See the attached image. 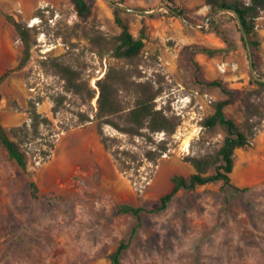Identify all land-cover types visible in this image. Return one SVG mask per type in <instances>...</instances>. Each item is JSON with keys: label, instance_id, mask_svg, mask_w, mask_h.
Here are the masks:
<instances>
[{"label": "rangeland", "instance_id": "1", "mask_svg": "<svg viewBox=\"0 0 264 264\" xmlns=\"http://www.w3.org/2000/svg\"><path fill=\"white\" fill-rule=\"evenodd\" d=\"M87 2L93 13L83 18L72 0H0V75L14 68L1 85V120L28 159L25 171L0 143V264H112L111 253L137 224L122 264H264V88L255 82L264 78V11L254 36L260 44L251 45L253 71L234 11L213 10L206 0ZM115 8L136 37L146 29L145 47L132 59L117 57L111 48L121 32ZM8 15L25 26L32 43L22 68L15 69L25 42ZM98 35L108 41L95 42ZM191 43L231 46L197 56L204 78L220 77L243 91L226 111L248 134L255 131L251 143L235 152L232 180L246 190L235 193L221 181L182 189L157 211L173 176L195 172L188 157L216 151L225 137L222 126L203 125L225 94L193 81L183 52ZM57 62L79 70L97 95L90 100L69 90ZM109 69L127 74L120 90L125 111L135 103L138 83L153 82L161 90L158 107L180 117L176 133H157L151 144L106 124L104 132L117 139L106 147L94 114L97 81ZM35 108L49 119L37 131L31 126ZM162 139L169 149L147 159L146 149ZM117 147L131 150L135 159L121 153L119 161ZM32 179L39 184L37 198ZM122 204L145 210L138 219L121 212Z\"/></svg>", "mask_w": 264, "mask_h": 264}, {"label": "trees", "instance_id": "2", "mask_svg": "<svg viewBox=\"0 0 264 264\" xmlns=\"http://www.w3.org/2000/svg\"><path fill=\"white\" fill-rule=\"evenodd\" d=\"M78 14L83 18H88L93 13L92 6L87 0H72ZM213 10L229 8L228 11L235 10L241 18L245 30L248 32L251 45L258 46L259 41L254 38L256 34V20L264 11V0H206ZM182 13L183 11L179 9ZM9 20L15 25L24 40V55L20 63L15 67L22 68L25 66L31 56L32 43L25 26L15 17L8 15ZM115 18L121 27V32L114 37L112 50L117 57L134 58L138 56L146 44V29H141V36L136 37L131 30L130 24L120 14V9L115 8ZM95 42L108 41L107 37L98 35L93 39ZM227 41V40H226ZM228 42V41H227ZM104 44V43H96ZM231 50L230 45L210 46L204 43H191L183 48V52L187 56L188 63L192 67V79L195 83L202 87L219 88L225 97L218 99L214 103V112L205 117L203 125L213 128L220 125L225 130L223 144L214 152L203 155L189 156V161L193 164L195 172L189 175L176 174L173 176V188L161 198V204L156 209L162 211L166 209L172 202L176 194L182 190H194L201 185L215 182H223V186L238 193L246 190L240 187L232 180V172L235 166V152L239 147L247 146L251 143V136L242 129L240 124L232 117L228 116L226 108L233 104L235 100L242 96L243 91L239 88L229 86L223 78L206 79L203 77V65L198 59V54H206L215 56ZM56 67L60 74L66 80V86L78 94L84 95L87 99H93L96 95V89L92 88L89 82L82 79L79 70L69 64L57 62ZM14 69V68H13ZM13 69H8L0 75V143L7 150L10 159L14 160L23 170H28V159L26 152L21 148L18 141L13 139L5 125L1 120V102H2V82L9 76ZM128 81L127 74L123 71H112L109 69L105 76L97 81L98 106L95 117L100 121V132L103 135L102 140L106 147H112V141H116L113 137L104 132V125L108 124L116 128L122 133L132 138L142 137L148 143H156L155 135L157 133H165L166 136H173L179 124L180 117L170 114L165 108H159L157 98L161 90L157 88L151 81H140L137 86L138 94L135 103L128 111L122 104L120 98V90L122 84ZM258 88H264V80L256 79ZM126 112V113H125ZM91 120V116L85 118ZM49 119L44 117L36 108L32 110V128L37 131L39 126L48 122ZM169 149L168 139H162L156 147L146 149L144 155L147 159L157 160L164 152ZM115 157L121 161L120 154H128L133 157V152L129 149H121L117 147L113 150ZM135 159V157H133ZM125 162V161H124ZM214 169L213 172H211ZM31 194L39 197V184L36 179L30 181ZM144 207L134 206L131 204H122L120 211L131 213L141 218V212ZM138 224L133 228L129 238H124L118 247L111 253L110 258L112 264H122V256L129 248L132 238L135 235Z\"/></svg>", "mask_w": 264, "mask_h": 264}, {"label": "water", "instance_id": "3", "mask_svg": "<svg viewBox=\"0 0 264 264\" xmlns=\"http://www.w3.org/2000/svg\"><path fill=\"white\" fill-rule=\"evenodd\" d=\"M112 3H113V5H115L116 7L127 9V8L124 7V6H120L119 4H116V3H114V2H112ZM165 6H166L167 8H169L170 10H172L173 12H175L178 16H180V17H181L184 21H186L188 24H190V25H195V24L189 22V21H188L183 15H182V13H181L178 9L174 8L173 6H171V5H169V4H165ZM135 10H137V11H141V12H145V10H138V9H135ZM223 10H230V9H229V8H225V9H223ZM233 11L236 13V15H237V17H238V19H239V23H240V26H241V28H242V30H243V34H244V38H245V40H246V44H247V47H248V49H249L250 58H251V62H252V69H253V71H255L254 55H253L252 46H251V42H250V38H249L248 32L245 30V28H244V24H243L241 18L239 17V14H238L235 10H233ZM257 78L260 79V80H264V78H260V77H257Z\"/></svg>", "mask_w": 264, "mask_h": 264}, {"label": "bare ground", "instance_id": "4", "mask_svg": "<svg viewBox=\"0 0 264 264\" xmlns=\"http://www.w3.org/2000/svg\"><path fill=\"white\" fill-rule=\"evenodd\" d=\"M39 21H40V20H39L38 18H35V23H36V22H39Z\"/></svg>", "mask_w": 264, "mask_h": 264}, {"label": "crops", "instance_id": "5", "mask_svg": "<svg viewBox=\"0 0 264 264\" xmlns=\"http://www.w3.org/2000/svg\"><path fill=\"white\" fill-rule=\"evenodd\" d=\"M25 6H28L29 7V5H25Z\"/></svg>", "mask_w": 264, "mask_h": 264}]
</instances>
